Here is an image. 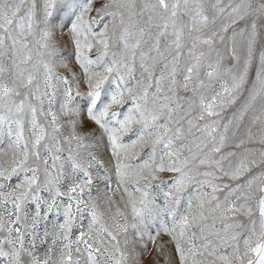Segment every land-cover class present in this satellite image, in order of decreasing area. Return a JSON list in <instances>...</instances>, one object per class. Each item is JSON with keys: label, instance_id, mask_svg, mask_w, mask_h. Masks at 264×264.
<instances>
[{"label": "snow or ice", "instance_id": "1", "mask_svg": "<svg viewBox=\"0 0 264 264\" xmlns=\"http://www.w3.org/2000/svg\"><path fill=\"white\" fill-rule=\"evenodd\" d=\"M153 250L264 264V0H0V264Z\"/></svg>", "mask_w": 264, "mask_h": 264}, {"label": "rangeland", "instance_id": "2", "mask_svg": "<svg viewBox=\"0 0 264 264\" xmlns=\"http://www.w3.org/2000/svg\"><path fill=\"white\" fill-rule=\"evenodd\" d=\"M66 31V30H65ZM58 37L61 38L62 40L66 41V36L63 34H58ZM71 52V48L70 47H66L65 49V55H68ZM136 76L139 77V72L137 71ZM249 77L250 79L254 78V70H251L249 73ZM114 79V77H113ZM135 81H132V84H134ZM129 86H132L131 84ZM115 90V85L111 83V81L106 82L104 85V88L102 89L101 92V99L100 101H98V104H104L107 103L109 100V93ZM86 88L81 87V92H85ZM246 95V94H245ZM77 104L81 105V106H86L87 104V98L84 96H81L79 98H77L76 101ZM241 103H242V99H241ZM240 105L237 104L236 107L238 108ZM127 107H131V104H128ZM112 110L115 111H120L121 110V106L119 105H113L112 106ZM126 110V109H124ZM235 109H233L232 111H234ZM228 115H231V111L228 112ZM245 123H247V120L245 121ZM89 127L90 128H94L95 125H92L91 123H89ZM244 129H241V133H243ZM166 178V177H165ZM15 181H13L14 183ZM67 203V198H64L63 203L58 202V210H59V215L57 214V210L54 209L52 213L49 214L48 219L46 221V225L47 228L49 229V231L52 230L53 225L57 224V223H62L63 222V204ZM80 221L77 220L76 224H79ZM45 226V222H42L41 225V229L43 230V227ZM78 234L75 227L73 228V236L72 238H75V235ZM164 239H167L166 237ZM50 243V241H49ZM153 246L151 244H149V249H152ZM41 251H43V249H41ZM143 264H155V258H154V250L150 253L145 254L144 259H143Z\"/></svg>", "mask_w": 264, "mask_h": 264}]
</instances>
